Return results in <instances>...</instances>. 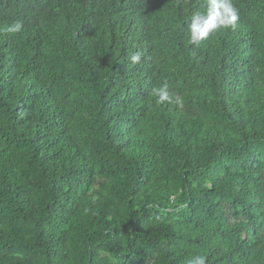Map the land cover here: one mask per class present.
Wrapping results in <instances>:
<instances>
[{
	"label": "trees",
	"instance_id": "trees-1",
	"mask_svg": "<svg viewBox=\"0 0 264 264\" xmlns=\"http://www.w3.org/2000/svg\"><path fill=\"white\" fill-rule=\"evenodd\" d=\"M233 3L197 46L206 0H0V264H264V0Z\"/></svg>",
	"mask_w": 264,
	"mask_h": 264
},
{
	"label": "clouds",
	"instance_id": "clouds-1",
	"mask_svg": "<svg viewBox=\"0 0 264 264\" xmlns=\"http://www.w3.org/2000/svg\"><path fill=\"white\" fill-rule=\"evenodd\" d=\"M239 20V9L234 5L233 0H206V10L194 13L191 20L187 22L189 44L198 46L221 29H235ZM21 28V22L16 21L6 31L15 33L19 32ZM142 56L143 54L140 51L133 53L130 57L132 64H139ZM154 94L157 97L156 103L158 104L169 101L168 84L165 83L160 88L155 89ZM176 103L178 107H183L182 100L179 97ZM187 264H208V257L196 254L187 260Z\"/></svg>",
	"mask_w": 264,
	"mask_h": 264
}]
</instances>
